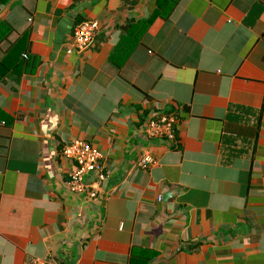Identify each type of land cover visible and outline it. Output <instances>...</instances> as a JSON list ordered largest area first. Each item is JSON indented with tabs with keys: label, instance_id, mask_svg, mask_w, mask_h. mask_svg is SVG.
I'll return each instance as SVG.
<instances>
[{
	"label": "crops",
	"instance_id": "crops-1",
	"mask_svg": "<svg viewBox=\"0 0 264 264\" xmlns=\"http://www.w3.org/2000/svg\"><path fill=\"white\" fill-rule=\"evenodd\" d=\"M156 10L0 7V62L21 40L29 56L0 83V264H264V0H181L140 33ZM85 21L99 29L78 51ZM162 114L175 143L144 134ZM76 139L108 173L92 201L67 187Z\"/></svg>",
	"mask_w": 264,
	"mask_h": 264
},
{
	"label": "built area",
	"instance_id": "built-area-1",
	"mask_svg": "<svg viewBox=\"0 0 264 264\" xmlns=\"http://www.w3.org/2000/svg\"><path fill=\"white\" fill-rule=\"evenodd\" d=\"M99 29L97 21H85L74 33V48L85 51L94 42ZM179 122L177 114H162L151 118L144 124V134L150 139H164L176 142V125ZM62 156L71 163L67 187L74 195H85L89 200H95L100 194L108 173L103 163L102 153L92 144L80 139L70 141L62 149ZM157 164L149 150L142 152L136 166L143 170L151 169ZM28 264H41L33 260Z\"/></svg>",
	"mask_w": 264,
	"mask_h": 264
},
{
	"label": "trees",
	"instance_id": "trees-1",
	"mask_svg": "<svg viewBox=\"0 0 264 264\" xmlns=\"http://www.w3.org/2000/svg\"><path fill=\"white\" fill-rule=\"evenodd\" d=\"M7 1L8 0H0V7L3 6ZM180 1L181 0H157V10L155 14L150 19L144 21L140 25V33L146 32L156 17H161L165 20L170 19L171 15L177 8ZM126 30L128 31V28H126ZM9 32V29L5 28L4 26H1L0 42L7 39ZM19 43H23V40L19 41L17 44L11 47L3 61L0 62V83L3 82L5 78H7L8 73H11L10 71H13V69L17 68L22 63L19 62L16 56V52L21 51V53L26 54V57H29L28 54L25 52L26 48L24 49L23 46L21 47Z\"/></svg>",
	"mask_w": 264,
	"mask_h": 264
}]
</instances>
